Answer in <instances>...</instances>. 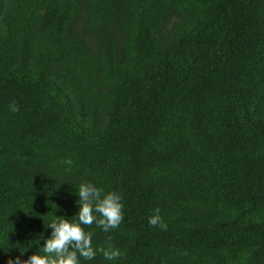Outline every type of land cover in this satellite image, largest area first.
Masks as SVG:
<instances>
[{
	"label": "trees",
	"instance_id": "1",
	"mask_svg": "<svg viewBox=\"0 0 264 264\" xmlns=\"http://www.w3.org/2000/svg\"><path fill=\"white\" fill-rule=\"evenodd\" d=\"M80 182L123 197L84 226L115 264H264V0H0V264Z\"/></svg>",
	"mask_w": 264,
	"mask_h": 264
},
{
	"label": "clouds",
	"instance_id": "2",
	"mask_svg": "<svg viewBox=\"0 0 264 264\" xmlns=\"http://www.w3.org/2000/svg\"><path fill=\"white\" fill-rule=\"evenodd\" d=\"M9 108L13 112L19 111L14 103L10 104ZM64 163L69 167L72 165L71 160H65ZM74 186L73 194L78 197V211L73 216L74 219L54 214L47 224L51 234L47 239H43L41 251L22 259L26 249L23 252L19 249L20 255L5 258L4 264H81V258L92 261L98 252L113 264L120 259L121 250L111 244L103 248L94 247L93 233L85 231L84 226L95 224L105 233L118 228L124 219L122 195L114 190L106 192L91 182H80ZM148 224L162 229L167 227L158 209L148 218Z\"/></svg>",
	"mask_w": 264,
	"mask_h": 264
}]
</instances>
